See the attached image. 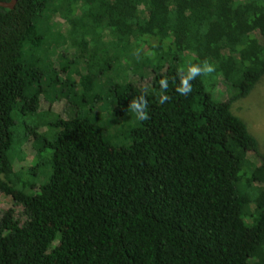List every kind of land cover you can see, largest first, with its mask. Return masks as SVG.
I'll use <instances>...</instances> for the list:
<instances>
[{
	"label": "trees",
	"instance_id": "obj_1",
	"mask_svg": "<svg viewBox=\"0 0 264 264\" xmlns=\"http://www.w3.org/2000/svg\"><path fill=\"white\" fill-rule=\"evenodd\" d=\"M48 1L0 7V264H264V154L232 111L264 77V0L69 2L53 24L77 36L59 43L57 90L46 95L45 74L23 48L41 45L36 23ZM206 59L216 70L179 95V70ZM70 63L80 67L69 72L74 83L61 80ZM116 64L127 80L107 92ZM165 76L171 99L161 105ZM202 78L231 93L216 100ZM102 91L115 116L107 125L132 123L126 146L106 138L94 108ZM141 94L147 121L129 107ZM39 98L65 108L44 114L48 136L22 134L30 155L48 151L36 186L10 148L16 118L34 113Z\"/></svg>",
	"mask_w": 264,
	"mask_h": 264
},
{
	"label": "rangeland",
	"instance_id": "obj_2",
	"mask_svg": "<svg viewBox=\"0 0 264 264\" xmlns=\"http://www.w3.org/2000/svg\"><path fill=\"white\" fill-rule=\"evenodd\" d=\"M77 0H49L44 11L41 13L39 20L36 23V29L38 31V34L41 36L42 43L40 46L36 48V52L33 54L30 53L28 50L27 45L24 46L23 51L25 52L27 62L34 63L35 62V69L39 71V74L44 75L41 80V85H43L44 93L46 95H52L53 93H56L57 87L54 85V79H55V73L53 70V67L55 65V59L57 58L58 51L61 50L58 47L62 44L61 42L64 41V39H67L68 36L73 39L77 35L71 34L73 27L70 28L69 24L66 27H62L60 30L57 29L56 26H54L53 21H55L57 18L64 20L62 16L65 17L64 11L66 4L69 2H76ZM85 1V0H83ZM60 27V25H59ZM101 35V34H100ZM61 43V44H59ZM59 44V46H58ZM55 54V55H54ZM25 59V60H26ZM70 58H66V60L63 63H69ZM61 65V64H60ZM69 68L66 70V72H61V80L69 79V72H71L72 75H74V72H77V70L80 68L76 65V63L69 64ZM113 69L109 74H105L104 82L106 83L107 92L113 88V85L115 82H119L120 84L123 82L122 80H127V76L124 75V72L122 68L119 67L118 64L112 66ZM51 68V70H50ZM49 72L48 74V71ZM69 70V71H68ZM71 75V76H72ZM57 76V73H56ZM53 79V80H52ZM52 80V81H51ZM70 82L74 83V78L69 79ZM50 81L54 82L50 86ZM203 85L205 91L211 94L212 97H217L216 100H225L231 93L229 89H227L224 86H221L220 84L215 85L214 87L208 88L209 81L202 78ZM112 84V85H111ZM220 85V86H219ZM101 96L103 100H101L99 103H97L94 108L96 112L99 113L101 116V125L105 129V135L106 138L110 141V144L112 146H126L128 144V139L125 138V130L129 128V126L132 125V123L121 120L119 123H117L116 126H109L108 120H114L115 116L114 114L109 111L106 106L105 100L109 99V95L102 91ZM217 95V96H216ZM105 99V100H104ZM50 98H48V101H44L42 98H39L37 101V109L34 113H25L21 116H18L16 118L17 125L14 127V135L17 137L18 143L14 144L12 143L10 148V153L14 157V159L17 157L18 160L13 162V165L15 169H18L23 166L22 176L21 177L25 181H31L33 180L35 182V185L38 186L39 184H42L46 181L47 174L49 172V165L47 162V155L48 151L40 152L35 155H30L33 153V150H31L34 147L33 143H27L25 141L21 142L22 134L24 133V130H27L26 128H29L33 130L34 128H37V130L41 131L40 133H37L38 136L46 137L50 134L52 131L51 128L46 127V123L49 122L52 118L49 116H45V113L50 114H59L62 116L64 113V106H63V100L58 99L54 102H49ZM240 102H237L233 105L232 111L237 116H239L248 126L251 133L256 137V139L259 142L260 145V151L262 155L264 154V77L260 82L255 86L254 90L250 93V95L247 98H244V100H238ZM78 109L74 107V112H76ZM49 114V115H50ZM51 116V115H50ZM54 117V116H53ZM51 122V121H50ZM106 122V123H105ZM105 123V125H104ZM45 125V126H44ZM47 154V155H46ZM250 160L252 162H257L254 158L250 157ZM25 166V167H24ZM32 167V169H31ZM30 172V174H28ZM1 208H4V205H0Z\"/></svg>",
	"mask_w": 264,
	"mask_h": 264
},
{
	"label": "clouds",
	"instance_id": "obj_3",
	"mask_svg": "<svg viewBox=\"0 0 264 264\" xmlns=\"http://www.w3.org/2000/svg\"><path fill=\"white\" fill-rule=\"evenodd\" d=\"M215 66L207 59L200 64H189L187 71L184 69L179 70V84L176 86L175 91L182 96L189 95L193 90L192 81L198 76H209L215 71ZM160 95L158 103L163 105L167 103L171 97L167 95L169 88V79L167 76L159 80ZM146 93V90H145ZM132 112L135 113L136 118L140 121H147L149 119L148 100L146 94H141L134 98L129 105Z\"/></svg>",
	"mask_w": 264,
	"mask_h": 264
},
{
	"label": "water",
	"instance_id": "obj_4",
	"mask_svg": "<svg viewBox=\"0 0 264 264\" xmlns=\"http://www.w3.org/2000/svg\"><path fill=\"white\" fill-rule=\"evenodd\" d=\"M16 0L0 1V7L6 9H12L15 5Z\"/></svg>",
	"mask_w": 264,
	"mask_h": 264
}]
</instances>
